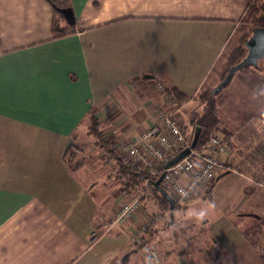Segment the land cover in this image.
I'll return each mask as SVG.
<instances>
[{
	"label": "crops",
	"instance_id": "crops-1",
	"mask_svg": "<svg viewBox=\"0 0 264 264\" xmlns=\"http://www.w3.org/2000/svg\"><path fill=\"white\" fill-rule=\"evenodd\" d=\"M250 1L70 0L75 31L53 38L46 0H0V264L137 263L140 250L124 230L104 227L121 184L103 201L79 176L91 155L90 162L106 159L120 173L116 159L86 130L76 169L66 155L82 139L92 109L116 148L138 135L162 100L158 84L189 95L181 107L194 118L200 109L194 95L219 83ZM216 104L223 127L236 132V149L224 157L229 169L190 200L213 198L220 211L204 224L215 256L192 257L191 264H263L264 228H254L251 213L264 217V151L257 152L264 140V79L235 73ZM250 117L255 121L245 124ZM155 205L162 208L156 197L141 201L148 213ZM142 219L129 221L135 226ZM166 256L161 264H168ZM175 259L187 264L184 254Z\"/></svg>",
	"mask_w": 264,
	"mask_h": 264
},
{
	"label": "built area",
	"instance_id": "built-area-1",
	"mask_svg": "<svg viewBox=\"0 0 264 264\" xmlns=\"http://www.w3.org/2000/svg\"><path fill=\"white\" fill-rule=\"evenodd\" d=\"M157 89L162 100L155 107L150 125L117 147L125 167L144 173L143 182L136 186L127 178L121 180V193L114 201L109 223L104 224L105 230L112 224L121 227L130 243L136 246L143 243L145 233L151 225L170 215L169 209L154 213L142 210V200L155 198L154 181L162 177L159 184L177 205L199 196L216 177L229 169L224 157L230 149L224 142L223 135H212L201 149L191 147L192 139L184 134L181 121L166 109V105L170 103L165 93L166 87L158 84ZM184 148H189V153L170 167L164 168L166 162ZM131 191L134 194L128 197ZM139 216L143 219L134 226L129 220ZM149 258L156 259L157 255L150 252Z\"/></svg>",
	"mask_w": 264,
	"mask_h": 264
},
{
	"label": "rangeland",
	"instance_id": "rangeland-1",
	"mask_svg": "<svg viewBox=\"0 0 264 264\" xmlns=\"http://www.w3.org/2000/svg\"><path fill=\"white\" fill-rule=\"evenodd\" d=\"M258 1L264 2V0ZM194 99L198 102V100L196 99V95H194ZM167 105L171 110H174V112H172L173 115L175 117H178L179 121H181V123L183 124L186 135L189 137L191 134H195L194 131H196L197 128H195L190 123L188 109H184V107L182 108L181 105L183 104H181L179 107H177L173 103H168ZM198 105L200 107L199 102ZM199 114L200 109L193 117L196 118ZM253 121L255 120L253 119ZM88 123L89 120L87 119V124ZM85 130L87 131V126L86 129H82V127L80 128L82 139H75L70 150L67 153L70 164L72 165L81 163L80 159L83 158L81 154L86 147V144L83 141V138H86ZM226 132V129L223 127V125H221V130L220 132H217V134L222 135ZM116 150L117 157H119L120 159L119 149ZM93 156L91 155V157ZM91 157L86 158L87 160L84 162L83 167H81L79 170V176L83 179H86L88 182L91 181L90 187H94V193L99 196V198L102 195V199L104 201L106 199V194L110 193L112 190L119 189L121 179L119 178L120 176L116 170V167L110 166L106 159L98 158V162L94 163L89 161ZM93 165L96 166V168H93ZM156 202L160 206V202L157 197ZM105 207L107 208L108 206L105 204ZM154 208L156 209H154L156 212L161 211L163 207L158 208L155 205ZM169 213L172 214V217L169 215L168 218H163L161 221L149 227L148 231L145 234L148 244L142 243L140 246H136L131 243L133 247H136L138 250H140V254H138L136 264H143V259L146 264H161L160 256L162 254H164V257L165 254H168V256H166L168 264L177 263L175 259V255L177 253H179V257H181L182 254L186 256L185 263L187 264H191L193 262L194 258L192 257L201 260L207 259V257L211 259L213 256H215L214 252L211 251V248H213V245H215V243L212 237H209L205 231L207 220L208 222L211 221L220 213L219 206L216 202H214L213 198L199 197L196 201L183 202L178 206L170 205ZM250 228L252 229L251 237L249 238H252V240H254L256 244H258V238L253 234V227L250 226ZM260 244V248H264V243ZM145 250H147V252H144ZM208 250H210L211 252H208ZM150 252H154L157 255V258L150 259ZM219 256L221 255L219 254ZM224 259H226V257ZM177 260L179 261V258H177ZM199 261L197 264H200ZM228 261L230 262V260ZM180 262H183V260H180ZM231 264L233 263L231 262Z\"/></svg>",
	"mask_w": 264,
	"mask_h": 264
},
{
	"label": "trees",
	"instance_id": "trees-1",
	"mask_svg": "<svg viewBox=\"0 0 264 264\" xmlns=\"http://www.w3.org/2000/svg\"><path fill=\"white\" fill-rule=\"evenodd\" d=\"M49 3L51 8V20H50V29L53 38H58L65 36L69 33H73L75 31V17L72 23H68L62 16L61 10L64 8H70V0H46ZM255 27H263L264 28V2L258 0H251L243 15L241 16L238 24L235 26V30L233 32L234 36L232 38V42L226 51V59L224 63V67L221 71L219 81H221L228 69L237 63L245 54L244 42L250 36L251 31ZM237 72H243L247 74H255L264 79V58L261 59L257 65H248ZM235 72V73H237ZM221 88L214 87H202L199 88L196 93V99L200 103V114L196 118L190 119V123L197 128L196 131V139L194 148L201 149L210 139L212 135L217 134L221 130V119L219 117V110L216 104V96ZM165 93L167 95L168 102L175 104L176 106H180L187 102L190 98L189 95H185L179 92L175 87L170 86L165 89ZM89 123L87 125V134L90 135L93 139V144L96 147L101 149H105L107 153L116 159V166L118 167V171H120L119 175L123 178H127L131 180L136 186H140L143 182L144 173L135 172L131 168L125 167L119 157H117V148L115 146V142L108 139L102 133L98 119L95 115V110L92 109L88 116ZM253 122V118L250 117L244 121L245 124ZM250 125V124H249ZM195 132V131H194ZM222 133V132H221ZM236 133V132H235ZM235 133H223L224 142L230 150L236 149L234 144L231 141L233 134ZM194 134H191L188 138L193 139ZM262 147H260L257 152L259 154L264 151V140L260 142ZM67 163H69L71 169H76L79 164H70V160L68 159V155H66ZM122 178V179H123ZM160 185V184H159ZM129 186V185H128ZM127 186V187H128ZM162 189V185H160ZM154 194L159 199L160 206L163 209H168L169 204L165 197L160 193V191L154 188ZM178 206V205H176ZM257 221L255 222L254 228L257 230H261L264 228V217L259 215H255L251 213ZM242 234L245 237H248L249 230H242ZM144 244H148L147 238L144 237ZM264 264V256L261 258Z\"/></svg>",
	"mask_w": 264,
	"mask_h": 264
},
{
	"label": "water",
	"instance_id": "water-1",
	"mask_svg": "<svg viewBox=\"0 0 264 264\" xmlns=\"http://www.w3.org/2000/svg\"><path fill=\"white\" fill-rule=\"evenodd\" d=\"M61 14L63 18L68 22L72 23L74 20L73 12L70 8H64L61 10ZM245 47V54L244 56L234 65H232L225 77L219 81V83L214 88H221L225 87L229 81L231 80L232 76L237 72L239 69L248 66V65H257V63L264 58V28L263 27H255L252 29L250 36L246 39L244 42ZM197 131V130H196ZM196 131H195V137H193L191 141V147H194L195 145V139H196ZM189 153V148H184L179 153H177L175 156H173L171 159H169L164 168H168L174 163H176L178 160H180L182 157H184L186 154ZM162 177H159L156 181L153 182V185L156 189L160 191V193L165 197V199L168 201L169 208L171 206H175L174 201L170 198V196L167 194V192L162 189L159 185V182L161 181ZM170 216L172 217V214L170 213Z\"/></svg>",
	"mask_w": 264,
	"mask_h": 264
}]
</instances>
